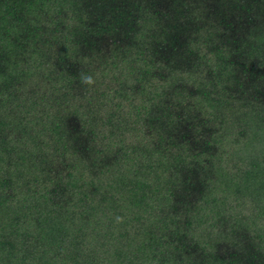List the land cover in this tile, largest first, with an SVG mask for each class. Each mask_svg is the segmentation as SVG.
Returning a JSON list of instances; mask_svg holds the SVG:
<instances>
[{"label":"trees","instance_id":"16d2710c","mask_svg":"<svg viewBox=\"0 0 264 264\" xmlns=\"http://www.w3.org/2000/svg\"><path fill=\"white\" fill-rule=\"evenodd\" d=\"M0 264H264V0H0Z\"/></svg>","mask_w":264,"mask_h":264},{"label":"clouds","instance_id":"9594fccd","mask_svg":"<svg viewBox=\"0 0 264 264\" xmlns=\"http://www.w3.org/2000/svg\"><path fill=\"white\" fill-rule=\"evenodd\" d=\"M81 82L84 84L92 85L95 83V80L92 76H87V75L81 74Z\"/></svg>","mask_w":264,"mask_h":264}]
</instances>
